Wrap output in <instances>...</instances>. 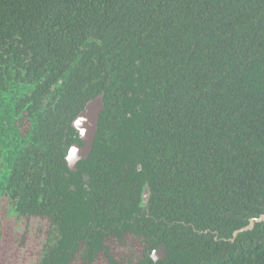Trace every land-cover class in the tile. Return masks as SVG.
Masks as SVG:
<instances>
[{
  "label": "trees",
  "instance_id": "trees-1",
  "mask_svg": "<svg viewBox=\"0 0 264 264\" xmlns=\"http://www.w3.org/2000/svg\"><path fill=\"white\" fill-rule=\"evenodd\" d=\"M7 60L48 89L64 79L52 146L65 129L79 142L70 121L103 92L77 172L51 153L59 249L75 228L83 249L120 250L124 264H151L160 244L157 264H264V227L227 239L264 213V0H0V75ZM71 260L61 249L52 264Z\"/></svg>",
  "mask_w": 264,
  "mask_h": 264
},
{
  "label": "flooded vegetation",
  "instance_id": "flooded-vegetation-1",
  "mask_svg": "<svg viewBox=\"0 0 264 264\" xmlns=\"http://www.w3.org/2000/svg\"><path fill=\"white\" fill-rule=\"evenodd\" d=\"M2 65V71H8V74L0 75V264H52L61 249L69 252L72 259L70 264L80 263V257L86 264H110L107 254L118 264H124L120 250L115 254L111 248L94 247L91 242H87L83 249L82 242L75 236V228H70L72 244L59 249L64 239L61 219L48 211L50 197L46 195L49 188L59 192L56 188L59 175L51 178L47 168L52 151L57 155L62 153L65 162L67 146L82 144L79 137V142H70L66 129L62 132L61 144L52 146L48 143L47 135L51 128L48 118L51 107L59 99V88L64 79H58L48 89L44 78L26 76L23 68H17L16 61L7 60ZM18 69L22 71L21 76L17 75ZM57 155H53V159ZM88 157L78 160L77 164ZM77 164L76 169L71 170L65 162L71 172H77ZM89 180L87 173L81 174L86 190H89ZM67 184L71 191L75 189L73 183ZM51 200L56 201V198L52 197ZM262 216L264 213L248 217L246 225L250 219H260ZM257 224L262 229L264 219L254 221L253 227ZM118 227L121 228V224ZM123 238V231L120 240L109 237L119 245ZM231 238L227 239L232 242ZM104 243L111 244L107 239ZM78 257L80 260L77 262Z\"/></svg>",
  "mask_w": 264,
  "mask_h": 264
},
{
  "label": "water",
  "instance_id": "water-1",
  "mask_svg": "<svg viewBox=\"0 0 264 264\" xmlns=\"http://www.w3.org/2000/svg\"><path fill=\"white\" fill-rule=\"evenodd\" d=\"M103 109H104V100H103V92H101L98 95H96L94 98L87 101L84 107L82 108V110L71 121L72 127L75 130H77L73 123L74 120H76L78 116L86 117V121L82 125L86 129V131L81 137H80V134L78 133V137L80 141H82V144L81 145L75 144L78 147V156L80 159H84L88 157L92 149L93 141H94L97 129H98L99 115ZM76 164L69 167V169L75 170ZM138 169H140V165H138ZM150 194L151 192H150L149 186L147 183H145L140 193L139 206L141 208L143 209L147 208ZM261 219H264V216H262V218L260 219H254V220L250 219L248 225L241 227L233 232L231 240L233 241V237H236L238 233L252 229L254 225V221L256 220L260 221ZM166 254H167V251H166L165 246L162 244L158 245V247L156 248V255L160 259H164L166 257Z\"/></svg>",
  "mask_w": 264,
  "mask_h": 264
},
{
  "label": "clouds",
  "instance_id": "clouds-1",
  "mask_svg": "<svg viewBox=\"0 0 264 264\" xmlns=\"http://www.w3.org/2000/svg\"><path fill=\"white\" fill-rule=\"evenodd\" d=\"M86 121V117L78 116L76 120H74V126L76 127L80 137L85 133L86 129L82 126ZM65 162L68 167L76 164V162L80 159L78 156V147L75 144H70L67 146L66 152L64 154ZM148 258L151 261V264H157L159 261V257L156 255V248L149 250Z\"/></svg>",
  "mask_w": 264,
  "mask_h": 264
}]
</instances>
